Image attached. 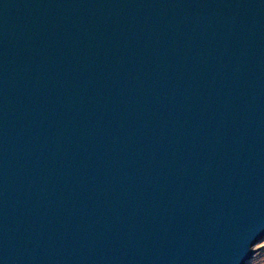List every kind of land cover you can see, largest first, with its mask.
Returning <instances> with one entry per match:
<instances>
[{"label":"water","instance_id":"water-1","mask_svg":"<svg viewBox=\"0 0 264 264\" xmlns=\"http://www.w3.org/2000/svg\"><path fill=\"white\" fill-rule=\"evenodd\" d=\"M264 236V0H0V264H246Z\"/></svg>","mask_w":264,"mask_h":264},{"label":"rangeland","instance_id":"rangeland-1","mask_svg":"<svg viewBox=\"0 0 264 264\" xmlns=\"http://www.w3.org/2000/svg\"><path fill=\"white\" fill-rule=\"evenodd\" d=\"M253 248H258L250 256L246 264H264V236L260 238Z\"/></svg>","mask_w":264,"mask_h":264}]
</instances>
